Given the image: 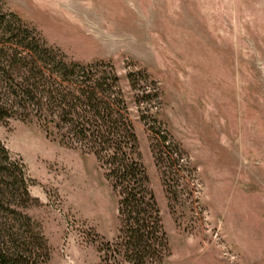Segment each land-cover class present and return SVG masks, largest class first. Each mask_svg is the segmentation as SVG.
Listing matches in <instances>:
<instances>
[{"label": "rangeland", "instance_id": "374dc122", "mask_svg": "<svg viewBox=\"0 0 264 264\" xmlns=\"http://www.w3.org/2000/svg\"><path fill=\"white\" fill-rule=\"evenodd\" d=\"M0 7L69 60L115 67L170 246L160 264H264V0ZM0 142L31 180L22 211L49 247L39 264H100L120 197L95 154L15 118Z\"/></svg>", "mask_w": 264, "mask_h": 264}, {"label": "trees", "instance_id": "16d2710c", "mask_svg": "<svg viewBox=\"0 0 264 264\" xmlns=\"http://www.w3.org/2000/svg\"><path fill=\"white\" fill-rule=\"evenodd\" d=\"M10 118L39 123L62 142L95 154L105 168L120 197L121 228L114 241L100 245V264L166 258L168 238L115 67L69 60L0 7V121ZM161 135L166 148L176 149L166 132ZM30 182L21 160L0 142V264H39L49 257L44 236L22 211L32 201Z\"/></svg>", "mask_w": 264, "mask_h": 264}]
</instances>
